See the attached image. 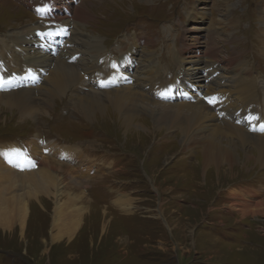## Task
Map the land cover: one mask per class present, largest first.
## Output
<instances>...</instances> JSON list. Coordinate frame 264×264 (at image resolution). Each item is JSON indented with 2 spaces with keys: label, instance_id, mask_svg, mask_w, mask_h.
<instances>
[{
  "label": "rangeland",
  "instance_id": "rangeland-1",
  "mask_svg": "<svg viewBox=\"0 0 264 264\" xmlns=\"http://www.w3.org/2000/svg\"><path fill=\"white\" fill-rule=\"evenodd\" d=\"M47 2L0 0V39L32 27L61 28L71 21L75 27H70L80 34L67 43L78 47L80 54L73 55L78 68L91 72L95 59L106 78L111 65L131 54L136 69L128 73L149 77L135 92H145L160 109L172 102L157 95L156 86L150 85L152 75L159 86L173 83L181 59L185 71L199 63L201 70L190 72L192 78L200 73L202 97L213 95L216 83L227 85L219 91L231 104L233 125L244 124L236 119L244 115L251 93L258 99L252 101L264 105V0H56L45 13L34 8ZM80 5H85L88 18L77 14ZM195 14L200 16L197 22L189 18ZM95 40L99 51L88 49ZM5 56L0 52L3 77L5 63L14 62ZM197 58L199 62L190 63ZM89 75L86 72L82 92L79 77L65 88H52L53 95L36 92L43 114L35 120L22 118L16 105L0 104V148L26 145L38 136L49 140L50 147L56 142L59 146L43 155L63 166L59 173L65 183L76 194L85 191L93 208L70 241L53 242L50 217L34 205L23 232L17 225L0 228V264H264V215L231 208L242 201L264 200V164L254 159L255 143L239 144L230 136L240 163L206 164L200 139L205 133H193L197 140L188 147L182 139L184 122L156 129L150 116L141 112L136 122L142 126L126 130L113 113L110 117L112 108L107 118L97 114L88 120L81 114V98L94 90H111L96 87ZM214 77L216 83L211 81ZM186 87L187 96L196 95ZM217 112L215 107L213 113ZM66 146L76 147L78 153H66ZM27 152L29 161L43 162ZM123 195L133 200V212L116 205ZM101 209L108 213L106 229Z\"/></svg>",
  "mask_w": 264,
  "mask_h": 264
},
{
  "label": "bare ground",
  "instance_id": "bare-ground-1",
  "mask_svg": "<svg viewBox=\"0 0 264 264\" xmlns=\"http://www.w3.org/2000/svg\"><path fill=\"white\" fill-rule=\"evenodd\" d=\"M55 1L56 0H49L47 5H36L34 8L46 6L51 8L55 6ZM196 11L197 8L194 12ZM81 13L86 14L88 18L85 5H80L77 10V14L80 15ZM189 18L197 22L200 16L197 18L195 14L193 17ZM70 25L72 27L74 26L71 24V21H67L61 28H55V26L50 27L49 29L54 31L51 33H48L49 29L45 30V28H43V30L40 27H32L18 34H12L4 39H0V52L6 55L4 57L5 59H12L14 61L5 63L8 70L4 78L6 81H10V83L5 85V90H0V104H4L6 107L7 105H16L19 107L22 118L29 117L35 120L38 116L43 114V112L39 111L37 108L38 99L34 96L36 92H39V94L45 92L44 94L50 95L53 93L54 87L57 89L65 88V86L71 84L78 77L77 81L82 80L83 82L81 92L85 91L87 84L85 77L86 72H88L91 79L96 80V82L92 81L96 87L101 88L100 82L108 79L111 85L107 86V88H111V90H105L104 92L94 90L86 94L84 98H81V114L85 116L86 119L90 120L97 114L104 115V118H107V112H110L109 108H112L110 117L112 118L113 113L117 119H120L119 121L122 128L126 130L142 126L136 122L141 112L146 116H150L153 120V124L156 123L157 125L156 129H170L172 128L171 126L177 122H184L185 126L182 130V139L184 144L188 145V147L197 140L193 139V133H197V130L198 133H202V135L205 133V136H201L200 139L203 140L202 142L204 144L202 145H205L204 150H202V155L206 159V164L222 165L225 163L227 166L231 167L233 163H240L237 149L233 147V139H236L235 141L239 142V144L253 141L255 143L254 150L256 151L254 159L258 164H264V132H248L249 130L252 131L253 126L264 124V105H261L262 103L259 105L258 102H256L258 101L256 95L251 93V97H248L249 103H247L248 106L242 117L238 114L242 108L237 109L235 112L236 115L238 114V117H240L236 120L243 122L244 126L241 124L233 125L232 121L229 119V117L231 118V116H229V107H231V104L227 99L222 97L224 92L219 91V86L225 87L227 85L222 84V82L216 83L218 80L217 77H214V79L211 78V81L216 83V91L213 92V95H208L210 94L208 93L202 97L203 94L201 90L198 91L201 87L199 82L200 73L199 71L196 72V78H192L193 75L190 72L194 70L197 71V69L201 70L199 63L196 69H194V67H189L188 70L185 71L181 66V64L184 63V59H181V61H179L180 65L177 66L178 71L173 83L167 84L166 81H164L165 83H161L159 86L156 84L154 75H152V82L154 84L150 82V85L156 86V91L160 92L157 95L169 98L172 102L168 108L160 109L151 98L146 96L145 92H135V90L142 87L144 83L149 82V77L146 76L145 74L147 73L144 72H140L137 76H132L128 73L131 68L136 69L133 62L134 57L131 54L122 57L118 63L111 65L105 74V76H107L106 78H104V74L100 71L101 69L98 67L95 59L92 60L93 69L91 72L90 68L87 70L78 68L76 66L75 56H73L74 54H80L78 47L75 46V48H73L71 44L67 42L70 39L74 41L76 35L80 33H78V28L75 32V29L70 27ZM58 31H61L63 35L59 36V39H61L60 43L56 42L55 44L56 46H60L56 50L55 45L52 47L49 40L51 42L52 40L55 41V32ZM63 37H65V39H63ZM66 38L69 39L65 41ZM63 43H65V45L61 48ZM139 43L140 41H138L137 45ZM99 44L100 42L98 43L97 40H95L92 44L90 43L89 46H86H88L89 50L91 48V50L99 51L98 49L101 47ZM134 48L135 47L131 49V52L135 51ZM178 54L180 55V53ZM199 61L200 59L197 58V60L190 61V63L194 64ZM13 66L16 67L15 70L12 69ZM148 68L150 72L152 67ZM29 71H31L32 75L28 76L27 73L25 79L21 80V75ZM17 75L20 76L19 80L13 82L12 79ZM210 75L209 73V76ZM152 86L149 88L153 92ZM186 86H190V88L195 90L196 95L190 96L191 94H188L187 96L183 92L185 88H188ZM248 86L252 91H255L253 82L250 81ZM47 87L50 88L47 89ZM240 87H242L243 91L246 93V88L244 86ZM239 89L241 92L242 89ZM209 100H213V103H209ZM221 102L223 104H221ZM215 107L218 111L216 115L213 113ZM251 117L253 122L250 120ZM206 123L208 127L213 125V128L209 130L206 129ZM224 131L227 132L224 133ZM230 136L233 137V139H231ZM48 141L49 140H44L38 136L26 145L15 144L2 146L0 148V228H4L3 230H11L12 226L17 225L23 232L29 227L28 223L32 214V207L35 205L40 211L50 217L51 221H49L48 224L51 228L49 232L51 240L53 242H61L63 239H68L70 241L77 232L81 231L85 223L84 217H91L93 212L92 203L86 199L85 191H81L77 194L72 192L71 190L73 188L68 183H65L64 180L66 178L59 173L60 169L63 170V166H59L55 163V159L49 161L48 158L43 155V153L55 149V145L57 144L55 142V145L50 147L49 143L51 142ZM64 149L66 153H78L74 146H66ZM27 150L32 151V153L34 152L33 157H37L41 159L40 161L43 160V162L38 163L36 162L37 160L35 161L33 158L29 163L15 155L9 156V154L19 151L22 156L27 157ZM79 155L83 157L82 151L79 152ZM56 156H58V154ZM9 158L11 159V163H9ZM76 170H81V166L76 167ZM82 171H86L85 173H87V170ZM132 203L133 200L128 199V196L124 195L116 201V204L119 205L118 207H120V209L122 208V211L124 210L126 213L133 212L134 207ZM231 208L242 214L249 212L258 214L260 212L264 215V200L261 199L260 201H255V203H246L242 201L234 205L232 204ZM101 210L103 213V228L106 229V217L108 213L105 209Z\"/></svg>",
  "mask_w": 264,
  "mask_h": 264
},
{
  "label": "snow or ice",
  "instance_id": "snow-or-ice-1",
  "mask_svg": "<svg viewBox=\"0 0 264 264\" xmlns=\"http://www.w3.org/2000/svg\"><path fill=\"white\" fill-rule=\"evenodd\" d=\"M7 83H10V81H6L5 78L2 75H0V90H5V85ZM209 103H213V100H209ZM260 130L262 132H264V126H262ZM11 155H15V156L19 157L20 159H23V160L30 163V161H28V158L26 156H22L19 151H15L14 153L9 154V156H11ZM9 163H11L10 158H9Z\"/></svg>",
  "mask_w": 264,
  "mask_h": 264
},
{
  "label": "crops",
  "instance_id": "crops-1",
  "mask_svg": "<svg viewBox=\"0 0 264 264\" xmlns=\"http://www.w3.org/2000/svg\"><path fill=\"white\" fill-rule=\"evenodd\" d=\"M117 205V204H116ZM117 206H119V205H117Z\"/></svg>",
  "mask_w": 264,
  "mask_h": 264
}]
</instances>
